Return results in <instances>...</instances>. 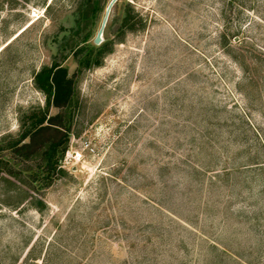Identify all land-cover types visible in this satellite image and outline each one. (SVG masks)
I'll use <instances>...</instances> for the list:
<instances>
[{"label": "rangeland", "instance_id": "1", "mask_svg": "<svg viewBox=\"0 0 264 264\" xmlns=\"http://www.w3.org/2000/svg\"><path fill=\"white\" fill-rule=\"evenodd\" d=\"M108 1L0 0V264H264L254 6L117 0L96 44ZM53 62L72 102L16 150ZM53 127L68 141L46 184Z\"/></svg>", "mask_w": 264, "mask_h": 264}, {"label": "trees", "instance_id": "2", "mask_svg": "<svg viewBox=\"0 0 264 264\" xmlns=\"http://www.w3.org/2000/svg\"><path fill=\"white\" fill-rule=\"evenodd\" d=\"M245 1H250L252 6H254L252 7L255 12L254 23L264 25V0ZM261 48L262 51H264V47ZM102 49L103 45L98 47V51ZM84 59L90 61L91 56L88 55ZM34 83L45 95L47 106L45 110L32 111L24 117V122L28 123V128L25 133L22 134V137L25 138L30 136L31 141L24 143L19 148L15 147L16 150L22 148H27L30 150L33 146L34 138L38 136V134L51 129L50 125L43 124L44 122H49L50 117H48L47 110L50 105L66 108L72 102L74 93L73 80L68 76L67 68L60 65L59 63L53 62L49 66H42L34 75ZM49 123L55 124L53 122ZM53 128L56 130V127ZM56 132H59L61 136L57 139L53 137L45 140L39 149V154H41L44 161L43 171H45V174L42 178L45 180L46 184L52 180V176L60 164L59 161L64 155L68 141L67 131L61 132L57 128ZM32 152L36 151L33 150Z\"/></svg>", "mask_w": 264, "mask_h": 264}, {"label": "water", "instance_id": "3", "mask_svg": "<svg viewBox=\"0 0 264 264\" xmlns=\"http://www.w3.org/2000/svg\"><path fill=\"white\" fill-rule=\"evenodd\" d=\"M117 0H109L107 5H106V8H105V11H104V15H103V18L101 20V24L96 32V35L93 39L94 43L98 44L101 42L102 40V33H103V30H104V27H105V24H106V21L108 19V15H109V12H110V9L111 7L114 5V3L116 2Z\"/></svg>", "mask_w": 264, "mask_h": 264}, {"label": "built area", "instance_id": "4", "mask_svg": "<svg viewBox=\"0 0 264 264\" xmlns=\"http://www.w3.org/2000/svg\"><path fill=\"white\" fill-rule=\"evenodd\" d=\"M62 160V159H61Z\"/></svg>", "mask_w": 264, "mask_h": 264}]
</instances>
